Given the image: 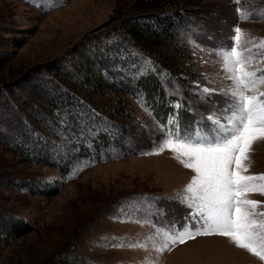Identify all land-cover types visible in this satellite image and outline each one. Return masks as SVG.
Segmentation results:
<instances>
[{
  "label": "rangeland",
  "instance_id": "1",
  "mask_svg": "<svg viewBox=\"0 0 264 264\" xmlns=\"http://www.w3.org/2000/svg\"><path fill=\"white\" fill-rule=\"evenodd\" d=\"M132 1L0 0V264H61L62 259L141 264L149 255L159 264H264L218 234L177 243L163 254L127 246L154 231L150 224L137 221L182 223L188 214L177 196L194 172L174 159L171 151L145 153L159 142L157 124L176 114L178 102L180 121L188 125L207 124L206 115L224 108L222 95L202 99L199 87L219 93L229 86L214 50L229 43L237 8L255 13L239 23L247 38H257L248 44L254 50L264 38V0H203L204 12L195 13V21L178 39L166 41L168 62L163 64L148 53L143 56L140 50V56L118 66L116 61L128 55L123 50L113 54L109 70L118 82H138L141 75L152 78H143L145 84L142 88L138 84L136 94L93 89L85 84V70L77 71L87 62L82 55L96 59L93 46L121 39L115 27L122 19L115 15ZM158 66L162 71L157 73ZM248 70H264V58H254ZM156 75L159 80L151 77ZM63 82L88 109L79 115L84 129L71 139L83 143L88 154L65 175L5 144L13 140L8 121L32 132L33 138L52 135L45 123L63 125L68 115L41 98L55 94V83ZM146 86L153 90L147 93ZM258 87L264 91V85ZM7 100L16 106L14 117L4 106ZM105 134L109 142L103 143ZM24 139L19 137L26 147L31 142ZM66 147L61 142L56 145L63 152ZM251 159L248 174L264 173V142L254 146ZM56 180L61 182L58 192L47 193ZM246 198L261 201L256 211H264V193H247ZM18 222L26 230L13 235L11 229L19 233L14 225Z\"/></svg>",
  "mask_w": 264,
  "mask_h": 264
},
{
  "label": "snow or ice",
  "instance_id": "2",
  "mask_svg": "<svg viewBox=\"0 0 264 264\" xmlns=\"http://www.w3.org/2000/svg\"><path fill=\"white\" fill-rule=\"evenodd\" d=\"M253 15L237 8V24L229 43L214 50L229 86L219 93L215 88L199 87L202 99L222 95L224 108L206 115L207 124L196 121L188 125L180 121L178 102L176 114L164 124H157L159 142L152 152L145 153L159 155L171 151L174 159L194 172L177 196L178 202L189 209L188 214L182 223L172 220L158 225L151 220L137 221L150 224L154 231L128 247L163 254L177 243L218 234L264 261V211H256L262 202L246 198L247 193H264V173L248 174L254 146L264 142V91L258 87L264 85V70H248L254 58H264V38H259L253 50L248 44L257 38H247L239 26L241 20ZM79 170H74L73 175ZM141 264H159V259L149 255Z\"/></svg>",
  "mask_w": 264,
  "mask_h": 264
},
{
  "label": "trees",
  "instance_id": "3",
  "mask_svg": "<svg viewBox=\"0 0 264 264\" xmlns=\"http://www.w3.org/2000/svg\"><path fill=\"white\" fill-rule=\"evenodd\" d=\"M202 4L203 0H133L128 8L123 9L120 7L115 15L116 18L122 19V22L118 23L115 27V30L121 33V39L119 38L111 43H106L102 47L95 46L97 47L95 48L93 46L97 55L96 59L83 53L82 60L87 62L84 66H81V69L79 67L77 71L81 73L85 70V73L83 74L86 78L85 84H88L93 89L99 91L118 89L129 93L134 92L136 94V91L138 89L140 90L138 84H141L142 88V85L144 86L145 84L144 80H150L152 78H150V76L141 75V78L138 80L139 83L137 81L134 83H131V81L129 84H125L122 81L118 82L115 76H113L114 74L111 73V69L109 70V64L113 54L123 50L128 55V57L123 55L124 60L119 58L120 60L118 59L116 61L118 66L120 61L130 62L132 61L130 59L131 56H140V53L142 54V52L143 56L147 53L152 56L156 55L163 64L168 62L170 57L164 52L166 41H174L178 39L182 30L189 28V25L195 21V13L204 12L202 11L204 10ZM171 8L173 9L169 10ZM129 46H133V49ZM120 67L123 68L124 65H121ZM161 71V66H158L156 72L158 73ZM151 77L159 80L157 75ZM71 78L73 79V77ZM158 82L160 83V81ZM64 85V82L58 84L55 83V94L41 96L42 100L53 105L56 110L59 109L60 112L68 115L64 120L63 125L57 123L54 125V122L45 123V127L48 128L47 130L49 131V134L52 135L47 137L41 133L36 135V138H33L32 132H27V129L20 124L10 125V121H8L9 130L13 134V140L12 143L10 141H6L5 143L6 146H9L13 151L26 155V157L32 161L58 168L62 175H65L77 161L88 154V148L85 145H82L83 143L78 145L74 142L72 143L71 140L74 137H78L81 130L84 129L80 122L79 115L81 110L88 109L80 98L69 88H65ZM151 90L153 89H150L148 86L145 87L147 93L151 92ZM19 98V96H15V99ZM4 106L13 111L14 117L16 106L13 101L7 100V104ZM49 112L50 111L47 112L48 118H50ZM12 118H10V120ZM20 136L27 138L24 140L30 141L31 143L25 147V142L19 140ZM61 139L62 141H60ZM70 140L71 142L67 144ZM100 140L103 143L109 142L108 135H103ZM60 142L62 145H68V148L66 147V149H68L67 152L56 149L57 143ZM30 146L32 149H30ZM26 148L29 149V151ZM54 184L55 185L50 191L44 192L49 194L57 193L61 182L56 180ZM14 225L18 228L17 232L19 233H13L11 229L13 235H20L21 232L26 230L21 228L22 224L20 222ZM61 264L85 263L79 260L62 259Z\"/></svg>",
  "mask_w": 264,
  "mask_h": 264
}]
</instances>
